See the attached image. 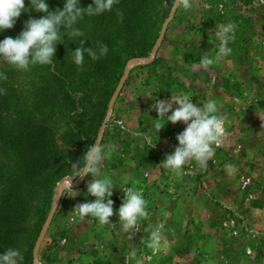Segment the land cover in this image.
I'll use <instances>...</instances> for the list:
<instances>
[{
  "label": "rangeland",
  "instance_id": "rangeland-1",
  "mask_svg": "<svg viewBox=\"0 0 264 264\" xmlns=\"http://www.w3.org/2000/svg\"><path fill=\"white\" fill-rule=\"evenodd\" d=\"M226 20L236 23L232 52L202 66L200 56H212L219 46L216 22ZM182 93L197 104L215 99L226 124L207 165L189 160L177 172L160 164L186 125L166 121L157 135L151 119L165 120L153 107L154 97L169 100ZM259 114L264 115V0H174L150 55L129 61L97 137L114 146L104 169L115 172L122 187L141 189L148 201L151 213L141 222L142 236L147 239L151 225L163 221L168 245L164 252L148 246L132 262L122 263L118 256L116 264H264V118ZM146 136L157 140L154 147ZM93 178L85 175L72 187L86 192ZM66 179L55 188L34 247L35 263L46 255L44 264H57L61 255L57 240L75 205L67 190L61 194ZM121 186L113 187L114 210L124 195ZM111 221L119 226L117 215ZM103 235L113 245L119 239L110 231Z\"/></svg>",
  "mask_w": 264,
  "mask_h": 264
},
{
  "label": "trees",
  "instance_id": "trees-1",
  "mask_svg": "<svg viewBox=\"0 0 264 264\" xmlns=\"http://www.w3.org/2000/svg\"><path fill=\"white\" fill-rule=\"evenodd\" d=\"M173 1L118 0L113 11L85 17L81 26L93 39H85V47L102 40L109 53L86 58L83 66L69 60L68 49L77 45L67 37L57 45L51 66L24 71L0 62L5 74L0 78V251L17 247L21 264H35L34 247L57 184L97 139L129 61L150 55ZM89 3L81 0L82 7ZM49 5L63 3L49 0ZM40 15L35 9L23 12L0 39L15 37L30 16Z\"/></svg>",
  "mask_w": 264,
  "mask_h": 264
},
{
  "label": "clouds",
  "instance_id": "clouds-1",
  "mask_svg": "<svg viewBox=\"0 0 264 264\" xmlns=\"http://www.w3.org/2000/svg\"><path fill=\"white\" fill-rule=\"evenodd\" d=\"M63 6L51 8L49 0H0V33L12 28L23 12L35 9L42 12L38 17L30 16L21 31L15 36H5L0 39V62L18 70H30L33 66H51L54 64L57 45L72 41L77 46L68 49L69 60L77 66H83L86 58L100 59L109 53V45L102 40H96L92 46L85 47V39H92L81 26L85 17H97L114 10L118 0H92L86 7L81 6V0H62ZM118 19H123V13L115 9ZM236 23L232 20L217 21L214 37L219 46L212 56L203 54L199 63L208 66L213 59H221L232 52L230 42L235 39ZM93 40V39H92ZM0 78L5 74L0 72ZM148 93L147 95H151ZM189 94H171L169 100L154 97L153 107L159 117H165L164 122L159 118L151 119V127L155 134L166 121L176 123L183 121L185 128L177 133L178 144L174 150L167 153L161 166L173 171H180L189 160H195L200 165H207L215 153V148L222 143L225 133L226 116L220 112L215 99L209 98L203 102H193ZM175 105V107H174ZM260 115V114H259ZM264 118V115H260ZM149 148L154 147L152 137L146 136ZM114 146L102 143L99 138L87 146L79 164H74L63 184L61 194L67 190L68 195L75 196L77 191L72 187V178L91 175L87 181L86 195L95 197L91 200L78 202L71 210L81 219L94 220L98 225H107L114 230L133 236L141 222L148 219L150 213L143 191L135 186L122 187L114 178L115 172L104 169L105 161L110 159ZM103 169V170H102ZM119 184L124 193L118 208L114 210L115 201L113 187ZM118 216L119 228L111 221L113 215ZM164 222L159 221L151 225L146 243L155 251H166L168 241L163 234ZM135 254V250H131ZM23 253L17 247L9 246L0 251V264H21Z\"/></svg>",
  "mask_w": 264,
  "mask_h": 264
},
{
  "label": "crops",
  "instance_id": "crops-1",
  "mask_svg": "<svg viewBox=\"0 0 264 264\" xmlns=\"http://www.w3.org/2000/svg\"><path fill=\"white\" fill-rule=\"evenodd\" d=\"M67 198L76 205L78 199L84 201L88 196L86 197L85 191L79 190L77 195H68ZM73 207L74 205L71 206V209ZM69 213L72 216L69 215L71 217L63 226L65 234L61 240H57L62 247L60 248L61 255L57 258V264H116L117 261H120L117 259L118 256L123 260L122 263L125 261L132 262L139 256H143L148 248L146 237L145 235L142 236L141 224L131 237L122 231L123 236H117L119 230H114L107 225H98L95 221L91 223L87 220L88 218L81 219L78 215ZM149 213L151 212L149 211ZM105 231H110L112 235L115 233L119 237L118 240H115L116 245H113V242H110V239L103 235ZM112 246L113 248L116 247L115 252L109 250ZM131 250H135L134 255L131 254ZM88 255L90 256L88 257ZM43 261L45 262L44 258H38V263L35 264H44Z\"/></svg>",
  "mask_w": 264,
  "mask_h": 264
},
{
  "label": "water",
  "instance_id": "water-1",
  "mask_svg": "<svg viewBox=\"0 0 264 264\" xmlns=\"http://www.w3.org/2000/svg\"><path fill=\"white\" fill-rule=\"evenodd\" d=\"M136 60H138V61H140L141 59H143V57H137V58H135ZM84 176H80V178H78V179H76V180H72V184H74V183H79L81 180H82V178H83ZM65 183H67V181L65 180ZM63 187V186H62ZM58 197H60V195H58ZM35 260H37V259H35Z\"/></svg>",
  "mask_w": 264,
  "mask_h": 264
},
{
  "label": "built area",
  "instance_id": "built-area-1",
  "mask_svg": "<svg viewBox=\"0 0 264 264\" xmlns=\"http://www.w3.org/2000/svg\"><path fill=\"white\" fill-rule=\"evenodd\" d=\"M67 180V179H66Z\"/></svg>",
  "mask_w": 264,
  "mask_h": 264
}]
</instances>
